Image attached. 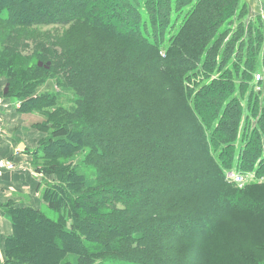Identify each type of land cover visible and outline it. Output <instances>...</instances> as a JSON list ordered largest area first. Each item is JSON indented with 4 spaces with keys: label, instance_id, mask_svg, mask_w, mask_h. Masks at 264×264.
<instances>
[{
    "label": "trees",
    "instance_id": "obj_1",
    "mask_svg": "<svg viewBox=\"0 0 264 264\" xmlns=\"http://www.w3.org/2000/svg\"><path fill=\"white\" fill-rule=\"evenodd\" d=\"M247 12L241 0H0L1 95L43 115L30 154L56 176L40 192L58 212L8 203L3 264H264V180L228 175L264 169V108L254 128L250 110L264 20L232 28ZM51 79L71 97L38 92Z\"/></svg>",
    "mask_w": 264,
    "mask_h": 264
},
{
    "label": "crops",
    "instance_id": "obj_2",
    "mask_svg": "<svg viewBox=\"0 0 264 264\" xmlns=\"http://www.w3.org/2000/svg\"><path fill=\"white\" fill-rule=\"evenodd\" d=\"M1 93L2 89L0 96ZM21 120L22 114L10 103V100H3L0 97V157L12 158L20 164L17 170L5 172L0 176V259L3 262L4 242L12 233V223L6 216L5 206L11 202L25 205L21 202L29 198L30 204L38 207L41 197L38 173L29 168L32 161L30 151L38 147V137L34 132L24 131L21 128L24 120ZM22 142L25 144L24 150L19 149Z\"/></svg>",
    "mask_w": 264,
    "mask_h": 264
},
{
    "label": "rangeland",
    "instance_id": "obj_3",
    "mask_svg": "<svg viewBox=\"0 0 264 264\" xmlns=\"http://www.w3.org/2000/svg\"><path fill=\"white\" fill-rule=\"evenodd\" d=\"M140 2L142 3L143 0H140ZM241 4L245 5V7H247L248 12L246 13V15L242 19H239V21L235 20L234 25L232 26L233 29L236 28V26H238V23H240V22H244L245 25H247L249 22L256 23L258 18H261V15H262V10L264 8L262 0H241ZM145 7H146L145 5L141 6V8L144 11L146 10ZM149 28H151V26H149ZM51 30L54 32V35L58 36L57 33H59L61 36H63L65 31L67 30V28L60 29V27H58V26H45V28L42 29L41 34H44V36H48V33L51 32ZM49 35L51 37V34H49ZM53 43L57 46H60V44H61L60 42H55V41H53ZM60 49H61V46H60ZM231 58H234V55H232ZM227 69H231L232 70L231 72H234V74H235L237 72L238 67L234 68L231 64H225L222 67V71L227 72ZM257 73H259V72H255V75ZM219 75H220V73H217L215 77H217ZM5 84H6V79L4 77L0 76V90L2 89V91H3ZM263 84L264 83H262V85ZM254 90H255L254 96L256 98H254L252 100V103L250 105V110H252V112L254 113L256 106L258 104V112L256 115L254 114V118L251 121L253 128H254V125L256 124V122L259 120V118L262 117L261 114H262L263 108H264V89L257 91L259 89L256 90V87H254ZM38 92H53L54 94H60V95L63 94V97L68 98V99L71 97V92L63 90L54 79L48 80L42 86H40L38 88ZM257 92H259V93H257ZM237 94L238 93L235 92V95H237ZM0 97L3 100H5V99L9 100L2 95ZM10 103H12L13 106H15L16 108H18L20 106V102L19 101L15 102L13 100V98H11ZM21 114H22V120H24V123H22V124H24V125H22V126L19 125V127L21 126V128H23L24 131L34 132L35 135L38 137V145H39V141L42 138H44V136H46V133L40 131L39 130L40 128H38L37 126L36 127L33 126V124L41 121L43 119V115H41L40 113H36V112L21 113ZM10 131H12V130H10ZM38 147L32 148L31 151L38 150ZM260 150H261V146L259 148V151ZM31 158H32V161H31V166L29 165V168H31L34 172H36L34 170V167L42 166L43 161L36 159V157L34 158L32 155H31ZM253 168H254L253 166H249L248 170L244 171L242 177L244 179H247V175H249V176L257 177L258 180H260V181L264 180V169H262L260 172L256 173L255 170H253ZM53 178H56V176L51 175V174H45V173L39 174L38 173V180L41 182V189L44 188V184L46 182L54 181ZM27 198H28V196H27ZM28 199L26 201H22L21 203L30 204ZM39 199L40 200L38 202V207L42 206L41 208L47 213V215L49 217H51L53 219H57L58 218V212L51 210L46 205L43 206V201H42L41 197ZM33 206H35V205H33ZM178 228H179V226L175 227L176 231L178 230ZM24 229H27V227H25ZM24 232H26V230ZM42 248L44 250V247H42ZM0 261L3 262L1 259H0ZM120 264H125V262H122Z\"/></svg>",
    "mask_w": 264,
    "mask_h": 264
},
{
    "label": "built area",
    "instance_id": "obj_4",
    "mask_svg": "<svg viewBox=\"0 0 264 264\" xmlns=\"http://www.w3.org/2000/svg\"><path fill=\"white\" fill-rule=\"evenodd\" d=\"M262 17L264 18V10L262 12ZM20 167L19 162L12 158L0 157V176H3L5 172L15 171ZM238 180H241L238 178ZM0 264L2 262L0 261Z\"/></svg>",
    "mask_w": 264,
    "mask_h": 264
},
{
    "label": "water",
    "instance_id": "obj_5",
    "mask_svg": "<svg viewBox=\"0 0 264 264\" xmlns=\"http://www.w3.org/2000/svg\"><path fill=\"white\" fill-rule=\"evenodd\" d=\"M19 149H21V150L25 149V144L23 142L20 144Z\"/></svg>",
    "mask_w": 264,
    "mask_h": 264
}]
</instances>
